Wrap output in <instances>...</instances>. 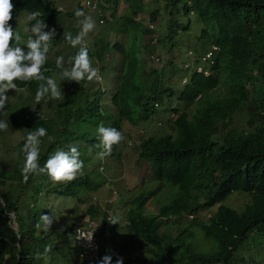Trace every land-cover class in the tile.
<instances>
[{
  "label": "trees",
  "instance_id": "1",
  "mask_svg": "<svg viewBox=\"0 0 264 264\" xmlns=\"http://www.w3.org/2000/svg\"><path fill=\"white\" fill-rule=\"evenodd\" d=\"M101 1L104 7L111 8V16L122 2H127L129 12L125 19L132 24L133 36L137 37L140 48L135 54L133 50L124 51L120 43H108L123 57L126 66L120 71L117 88L110 97V104L116 112L101 109L97 100L99 87H96L97 95L84 97L83 106L73 105L80 100L77 92H71L69 98L63 101L54 100L51 115L41 112L35 116L28 105L16 106L18 95L13 103L6 106L12 113L9 118L11 129L19 134L9 146V158L16 165L23 164L25 138L28 132L39 127L46 128L48 136L55 138L51 143L47 136L42 138L38 163L43 167L55 151L76 147V142L83 136L88 142L99 143L97 129L88 137L89 132L80 131L77 125L91 123L108 127L110 124V128L119 131L123 121L133 123L144 113H154L153 103L170 96L172 88L167 87V93L158 89L145 92L135 81L141 35L149 36L157 30L158 45L154 46V53L171 52L188 30L190 20L187 14L191 12L203 25L193 44L194 52L191 51L186 59L189 64L199 65L201 71L192 73L186 83L179 86L176 96L179 102L190 103L191 110L172 109L174 135L160 133L142 137L136 145L138 158L148 162L150 175L158 181V185L124 203L126 232L144 243L147 258L155 264H257L244 256L243 247L250 236L264 237V0H163L167 24L162 25L163 13L153 8L147 14L152 29L134 19L144 11L143 0ZM12 3L15 7L13 18L9 21L11 27L14 17L20 12H39L38 19L44 22L53 20L59 12L51 0H12ZM210 28L211 32L207 35ZM211 44L218 47L214 58L200 63V57ZM10 46H17L14 39ZM19 46L22 48L21 44ZM46 68L48 70L44 71ZM54 68L48 56L41 71L46 76ZM204 71L206 74H203ZM56 72L60 75L61 70ZM14 83L16 88L35 89L43 81L17 80ZM218 86L223 90L214 94ZM211 93L214 95L211 96ZM116 155L118 152L114 145L111 154L105 157ZM79 156L84 167L87 160L81 154ZM11 160L8 165L13 163ZM86 174L45 191L76 197L80 187L92 184ZM14 178L12 170L0 167V198L4 203V207L0 204V264H54L58 258L67 255L66 250L78 251L76 246L68 245L71 238L65 237L59 230L46 234L42 230L38 232L35 225L40 222V214L31 210L33 206L38 207L36 200L29 207L19 206L23 193L21 187L31 185L30 195L38 194L44 189L41 186L45 181L51 182L48 176L31 175L27 183L19 182L12 194L6 183ZM165 183L173 189L171 198L160 203L156 213L144 214L145 202L166 187ZM234 192L247 196L240 211L220 204ZM160 196L159 193L158 198ZM27 198L28 194L25 201ZM215 205V210L205 220H192L201 240L194 239L192 233L184 229L182 236L169 241L162 231L170 217H173L172 222H176L187 214ZM96 209L91 207L94 215H106L105 210L98 209L96 213ZM11 212L16 216V232L8 224L7 215ZM71 231L68 229L66 233ZM107 234V230L102 231L101 245L89 264H98L102 256L111 252L121 253L124 242L120 246L106 245ZM46 245H51L52 250L44 254ZM69 264L83 262L77 260ZM123 264L130 262L126 259Z\"/></svg>",
  "mask_w": 264,
  "mask_h": 264
},
{
  "label": "rangeland",
  "instance_id": "2",
  "mask_svg": "<svg viewBox=\"0 0 264 264\" xmlns=\"http://www.w3.org/2000/svg\"><path fill=\"white\" fill-rule=\"evenodd\" d=\"M51 1L53 2L54 6L61 12V14H59L56 19L53 20L54 26L57 29V32H55L59 35V37H61V39H63L64 34L60 31L76 28L77 32L74 33V35L76 36L80 31V26L77 23V18L75 17L74 13L77 9L82 10L84 0ZM95 1L100 8V13H98V16L102 19V22L96 23L95 29L90 32L87 37H85L84 44L93 55V67L99 69V75L100 77H102V79L100 81L93 82L86 81L84 87L88 88L87 91L90 92L94 89L96 84H98L100 90L102 91V93L98 94L100 95V104L102 105V107H104V109L116 112L114 107L110 104V97L111 93L115 90V87L117 85V76L120 70H125L126 66L122 63L123 57L118 53V51L108 47V43H120L123 46V50H133L135 54L138 53L140 48L137 37L133 36L134 32L132 31V24H130L125 19V16H127L129 12L127 4L121 3L114 16H111V10L104 7L101 0ZM143 1L144 11L136 15L134 19L140 22L142 25L148 26L149 22L147 14L149 10L154 8L157 9L160 13H163L162 25L165 26L167 24V15L163 12L164 1ZM65 12H70L71 14L67 15L65 14ZM21 13L23 12L18 13V15H20L21 17L18 16L15 19V32L20 35L21 39L19 42L15 40V43L21 44V46H25L29 36H31V31L27 29V23H29V21H27L26 18H24L26 16L21 15ZM84 13L85 15H88L90 12L84 11ZM89 15L93 16L94 14L90 13ZM187 16L190 20L188 30L183 33L182 40L177 44L175 48H173L171 52L163 54L154 53L155 51L153 50V48L155 45H158L156 42V34L158 35L157 30L152 32L149 36H144V34L141 35V52L139 54L140 59L138 61L139 65L137 68L135 80L139 85L143 86L145 92L158 89L163 93H167L168 91H165V89L167 87H171L172 95L169 97L164 96L163 100L160 102V105L157 104V106H155L156 109L154 113H144L141 119H138L133 123L125 121L121 124L119 131L122 133L124 139L120 144L116 145V152H118V155L116 156H112L111 158L104 157L103 159H100L98 153H100L101 148L93 147L98 143L88 142L86 141V139L82 138L76 142V148L82 155V157H85V159L87 160V164L95 167V170L91 169L90 167H86L84 169V171L88 173L94 171L93 183H96L100 180H103L105 183V181L108 179L111 183L109 185L114 186L113 189L116 190V197L114 200L113 208L116 209L117 215L119 216L122 223H125L123 213L124 203L139 192L152 190L158 185V181L153 180L150 176L148 162L145 160L137 159V152L134 149V144L137 143L141 135L143 137L157 136L160 133L174 135V128L171 120L174 117V115L171 116V114L173 113L172 109H183L186 112H189L191 110L190 103H181L176 100V96L178 94V91L180 90L177 81L182 69H184V64H188L189 62L187 61L186 57L191 51H193V44L196 43V38L203 24L193 13L190 12L187 14ZM210 32L211 28L207 30V35H209ZM66 33H68V31H66ZM200 42L201 41H199V44ZM62 43L66 48L60 46L58 41H53V45L51 48L52 55L58 53L63 57H66L64 54L68 53L69 50H73L75 53H77L80 47V45H78L76 48H73L68 42L65 41H62ZM151 56L155 58L157 57V60L152 59ZM128 58H130V56H128ZM53 59L56 60L55 58ZM57 70L61 69H51L48 77H52L54 80H56L58 86L61 87L63 94H68L70 86L68 82L63 81L61 76H56ZM165 85L167 87H162ZM222 90L223 88L218 86L215 88L214 94H220ZM36 91L37 88L31 89V87L29 89L25 87L16 88L15 90L10 89L5 93V95L9 97L6 106L10 103H13L15 97L20 95L16 99V106L25 107L26 105H28L30 110L34 111L35 116L36 114H41V112H45L47 113V115H51L54 107V100L46 98L47 102L41 101L40 104H36L34 101ZM75 91L76 90L74 88V92ZM79 91V97L83 98V89H80ZM22 94L26 95L22 96ZM214 94L211 93V96ZM76 104L77 103H73V105ZM6 106L5 109L0 110V119L7 120V122L9 123V118L12 116V113L6 108ZM242 117L244 118V116ZM107 126L109 127L110 124H108ZM76 128L87 130L90 133L88 137H90L91 134L96 131V126L91 124H80L77 125ZM12 130L13 129H11V126L9 124L7 131H0V160H2L6 165L9 164L11 160L9 158V144H13V142L16 141L19 135L17 133H14ZM20 134H22L21 131ZM11 161L13 162V160ZM14 166L15 164L12 163L10 166L4 168L14 170ZM99 167H101V169H99ZM52 185L53 183H46L45 185L43 184L41 188L44 187L46 189L48 186ZM102 185V187L98 188H95L93 186L90 188H82L79 194L80 200L77 199V196L69 197L59 193H47L45 189H42L40 191L35 200L36 202H38L39 212L55 218L51 226V230H67L70 227V224L76 225L82 223L83 220L87 218L90 205L93 207L96 206L99 209V206H101V208H104L103 205L105 200L113 201V197H110L108 194L107 187H104V184ZM164 185H166V187H164L162 190H158V192L161 194L159 198V193L157 192L158 194L156 196H153L146 202L143 207L144 213L151 214L156 212L158 205L169 199L173 189L168 187V184L166 183ZM29 189V185L23 189L19 206L26 207L27 205H30L32 203V201H25V196L28 194ZM54 194L56 196L52 198ZM246 201L247 196L244 193L234 192L231 193L223 201H221L220 204L240 211ZM215 208L216 205L208 209H204L203 211L195 212L192 215L193 217H182L176 224L168 223V225L164 227L163 231L167 234L169 241L181 229L190 231L194 236V239L201 240L198 229L194 225H192V220H205L209 216V214L215 210ZM31 210L39 213L37 212L36 206L31 207ZM13 226H15V224H13ZM38 232L40 233L39 229ZM42 233L44 234L43 231ZM125 236L126 233L123 234V240H125ZM133 236L134 235H132L131 233H128V239L132 238V241L128 242V247L125 251L123 249L126 246L125 242L123 240L119 241L121 244H123L124 242V246L122 247V250H120L121 253L117 254L116 257H122L124 263L127 253L130 264H152L149 263L150 260L147 258L146 253H144V243L136 237L133 238ZM115 239H117V237ZM243 248L244 256H247L246 258H250L252 261L254 260V263L256 262L257 264H264L263 235L258 237H255L254 235L250 236L247 244ZM114 254L115 252L110 253V255H112V260L114 258ZM72 255V253L67 254L63 259L58 260L56 264H59L61 261L65 262V264H69V262L72 260ZM85 263L89 264L90 261L85 260Z\"/></svg>",
  "mask_w": 264,
  "mask_h": 264
},
{
  "label": "clouds",
  "instance_id": "3",
  "mask_svg": "<svg viewBox=\"0 0 264 264\" xmlns=\"http://www.w3.org/2000/svg\"><path fill=\"white\" fill-rule=\"evenodd\" d=\"M122 3L127 4V2H122ZM14 7L15 6L12 3V0H0V110L5 109L6 103L9 100V97L7 95H5V93L10 89H14V90L16 89V84L14 83V81H17V80L23 81V82H30L33 80L43 81V83H40L39 87L37 88V91H36V94L34 97V101L36 104H40L41 101L47 102L46 98L52 99V100L63 101L65 99L69 98L71 92L74 93V90H72V88H75V90H76L75 92H77L78 95L80 94L79 90L83 89L84 97L87 96L88 98H91L92 96L97 95L96 87H99L98 84H96L94 89L90 92L87 91L88 88L84 87V84L86 83V81L87 82H93V81H100L102 79V77H100V75H99V69L96 67H93V65H94V63H93L94 58L92 57L93 55L90 53V51L87 49V46L84 44L85 37H87L88 34L95 29L96 23L102 22V19L99 18V16H98V13H100V8L98 7L97 2L95 0H84L82 10L77 9L75 11L74 15L77 18L78 25L80 26V31L76 36L74 35V33L77 32L76 28H71L70 30L60 31L64 34L65 41H67L71 47L76 48L78 45H80L77 53H75L73 50H69L68 53L64 54L66 57H63L62 55H60L58 53H55L54 55H52V53H51L53 41H55V40L58 41L60 46H61V40L63 41V39H61V37H59V35L56 33L57 29L55 28L54 23H53V20L56 19V17L59 14H61L60 10H58L57 8H56V10L59 11L57 16L52 18L53 20H48L46 22H44V20L38 19V17L40 16L39 12L34 11V12L29 13V14H27L26 12L21 13V15H25L26 17H24V18H26V20L29 21V23H27V26H28L27 29L31 31V36H29V38L26 42V45L22 46V48L19 46V44H17L16 47L10 46V42L13 39L16 40L17 42H19L21 39L20 35L15 32L16 31L15 19H16V17H18V16L21 17V16L16 15L14 17L12 27L9 24V21L12 20V18H13L12 14H13ZM108 9L111 10V8H108ZM84 11H88L90 13H93L94 15L93 16L89 15L90 13L88 15H85ZM66 13H68V12H65V14ZM33 21H35V22H33ZM147 27L149 29H152V25L150 23ZM66 31H68V33H66ZM73 36H75V37H73ZM53 38H55V39H53ZM51 40H52V42L50 44ZM109 44H111V43H109ZM62 47H65V46L62 45ZM108 47L111 48V46H109V45H108ZM22 49L28 50V52L25 53ZM217 50H218L217 46L212 45V44L208 45L207 51L205 53H203L202 56L200 57V63H204V61H206L207 59H213ZM124 51H127V50H124ZM207 54H208V56H206ZM47 55L50 57L51 62L53 60L52 63H53V65H55L54 70L55 69H61L62 70L60 75L57 74V72H56V76H58V77L61 76V78L63 79L64 82H68V84L70 86L68 94H63L61 87L58 86L56 80H54L52 77H48L50 71L47 73L46 76L41 71L42 67L47 62V59H48ZM147 57H148V55H147ZM149 57H150V55H149ZM53 58H55L56 60H54ZM151 58L157 60L156 59L157 57L155 58V57L151 56ZM54 61H55V63H54ZM122 63L124 65V60ZM46 70H48V69L47 68L44 69V71H46ZM200 71H201V67L199 65H193V64H189V63L184 64V69H182L181 74L179 75V78L177 81L178 86H181L182 84L186 83L187 79L189 78V76L192 73H194V72L199 73ZM136 74H137V72H136ZM203 74H206V72L204 71ZM81 81H84L83 82L84 84L77 85ZM117 82H118V76H117ZM137 84H138V82H137ZM139 86L142 87V89H143L142 85H139ZM162 87H167V86L165 85ZM116 88H117V85L115 87V90H116ZM115 90L113 92H115ZM113 92L111 93V95L113 94ZM94 93H96V94H94ZM100 93H102L101 90H100ZM99 96L100 95H98L97 100L100 103ZM84 97L80 98V100L78 102H75V103H77L76 106H83ZM162 100H163V98L161 99V101ZM193 100H196V98H193ZM157 104L160 105V102H154L153 103L154 108H155V106H157ZM101 109L102 110L104 109V107H102V105H101ZM106 110L110 111L108 109H106ZM172 115H174V113H172L171 116ZM40 118L43 119L42 116ZM123 122H125V121H123ZM84 124H91V123H84ZM8 127H9V123L7 122V120L0 119V131H7ZM96 129L98 132L99 143L94 145L93 147H98V148L103 149L102 152L98 153L99 158L103 159L105 156L111 154L113 146L120 144L121 141L124 139V137H123L122 133L120 131H118L116 128L104 127L103 125L97 124ZM82 130H85V129H80V131H82ZM85 131H87V130H85ZM46 136L48 137V141L50 143L53 142L55 139L52 136H48L47 129L44 127H39L35 131L28 132V134L25 138V142H24L23 147H22V153L24 155V162L20 166V165H16L15 162L13 161V163L15 164V166H14L15 168H14V170H12V172L14 173V176H17V177H15L13 180H10V181L8 180L6 183V187L8 189H10L12 194L15 193L14 189L16 187H18V183L19 182L27 183L29 180V176H31V175H35V176L47 175L49 180L51 181L50 184L53 183L52 186L47 187V188H49V187H53V186H58L61 183L71 182L74 179H76L78 175L86 174L85 172H83L84 167L85 168L90 167L91 169L95 170V167H92L89 164H86L83 167V162L79 159L81 157V156H79L80 153L78 152V150L75 146L70 147V149L68 151H64V150L55 151L54 154H52L48 157L44 166L41 167L38 163L39 158H40V145L42 143V138H44ZM142 137L143 136L141 135L140 138L138 139L137 143L134 144V149H135L136 145H138L140 143V140ZM82 138L86 139L85 136H83ZM136 152H137V150H136ZM109 158H111V157H109ZM137 159L142 160V159H139L138 156H137ZM2 166L8 167L10 165H8V164L6 165V164H4V162L2 160H0V167H2ZM148 167H149V165H148ZM5 169H7V168H5ZM99 169H101V167H99ZM7 170H11V169H7ZM149 172H150V169H149ZM86 175L90 178V180L92 181V184L89 186H85V188H90L92 186L95 188H98V187H102L103 186L102 184H104V187H107V189H108L109 196L113 197V201L105 200L104 205H103L104 208H101V206L98 205L99 209L105 210V212H106L105 216H102L100 214L94 215L91 211V207H93V206L90 205V207L88 209L87 218L84 219L82 223H79L76 225L70 224V227L68 229H72L71 233H66V231L68 229L67 230H60V232L64 233L65 237L71 238V242H69L68 245L69 246L70 245L76 246L78 248V251H75L73 249L66 250L67 254H69V253L73 254L72 260L70 261V263L77 261V260H82L83 264H87V263H85V260H89L90 262H93V259L95 258L96 253L98 251V247L101 245V240H100L101 239V233L104 230H107V233H108L107 234L108 239L106 240L107 241L106 245L115 244L118 246V244H119V246H120L119 241L123 240V234H125V233H126L125 238L128 239V233L126 232L127 221L125 220V223H122L120 221L119 216L117 215L116 209L113 208L114 200L116 197V190L113 189L114 186L109 185L111 183L108 179L105 181V183L103 180H100L96 183H93L94 171L89 172ZM46 183L48 184L49 182L45 181L44 185ZM26 186H28V185H26ZM26 186H22L21 189L23 190ZM29 186H30V189L28 191V198H27L26 202H31V201L33 202V200L36 199V196L40 192L38 194H35V195H30L31 185H29ZM82 188H84V187L83 186L80 187L78 192H77L76 196H77L78 200H80L79 194H80V190ZM141 192H143V191H141ZM141 192H139V193H141ZM41 196H44V195H41ZM55 196L56 195L54 194V196L52 198H54ZM170 198L171 197H169V199ZM168 200H166V202ZM0 204L2 205V207H4V203H3L1 198H0ZM145 204H146V202H145ZM30 205H27V206L29 207ZM23 207L25 208V206H23ZM94 207H96V206H94ZM37 209H38L37 212H39V206L37 207ZM198 211H203V210H198ZM95 212L96 213L98 212V208L96 209ZM154 213H156V212H154ZM154 213H151V214H154ZM38 214H40V222H38L35 225V227L39 230H42L44 233L50 232L51 226H52L55 218L52 216L46 215V214H42L41 212H39ZM144 214H148V213H144ZM193 214H187L186 216H183V217H187V216L193 217L192 216ZM7 216L9 218V223H8L9 226L13 229L14 232H16L18 227H17V223H16L15 213L11 212ZM124 219H125V217H124ZM180 219L181 218H178V221L172 222L173 217H170L169 223L176 224L179 222ZM13 224H15V226H13ZM92 226H93L94 240L97 243V248L95 251H90L89 249L83 248L79 244V242L77 241V239L75 237L77 229H85V228H90ZM163 229H164V227L162 228V231H163ZM121 230H122V232H121ZM183 233H185V231H184V229H181L171 239V241H173L178 235L182 236ZM116 237H117V239H115ZM134 237L135 236H133V238ZM127 239L123 240L126 244V246L123 248L124 251L128 247V242L132 241V239H130V240H127ZM51 250H52V246L46 245L44 248V254L51 252ZM144 253H145V248H144ZM116 255L117 254L115 253L114 258L112 260V255L106 254L100 258V260L98 261V264H113L115 258H117L115 261V264H123V258L122 257H116ZM64 257L65 256L58 258L57 261L63 259ZM126 259L129 261L127 253H126ZM61 262H63V261H61ZM149 263L155 264L153 262H149ZM45 264H48V263H45ZM54 264H56V262H54ZM162 264H164V263H162Z\"/></svg>",
  "mask_w": 264,
  "mask_h": 264
},
{
  "label": "built area",
  "instance_id": "4",
  "mask_svg": "<svg viewBox=\"0 0 264 264\" xmlns=\"http://www.w3.org/2000/svg\"><path fill=\"white\" fill-rule=\"evenodd\" d=\"M206 56H208V54ZM93 234L92 226L90 228L77 229L75 237L83 248L89 249L90 251H95L97 248V243L94 240Z\"/></svg>",
  "mask_w": 264,
  "mask_h": 264
},
{
  "label": "crops",
  "instance_id": "5",
  "mask_svg": "<svg viewBox=\"0 0 264 264\" xmlns=\"http://www.w3.org/2000/svg\"><path fill=\"white\" fill-rule=\"evenodd\" d=\"M72 237V236H71Z\"/></svg>",
  "mask_w": 264,
  "mask_h": 264
}]
</instances>
